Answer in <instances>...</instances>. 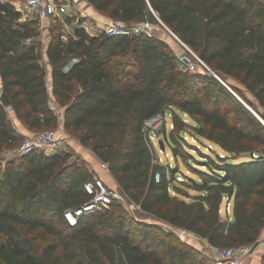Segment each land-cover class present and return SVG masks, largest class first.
<instances>
[{"label": "trees", "instance_id": "trees-1", "mask_svg": "<svg viewBox=\"0 0 264 264\" xmlns=\"http://www.w3.org/2000/svg\"><path fill=\"white\" fill-rule=\"evenodd\" d=\"M88 1L127 24L158 23L155 12L213 71L239 81L264 108L262 0ZM22 17L11 0H0V89L10 100L9 106L0 102V152L25 138L9 108L31 132L58 126L53 96L64 107L66 131L108 165L142 211L218 248L258 243L264 230V124L232 93L251 105L239 88L209 73L182 71L170 44L155 36H92L79 28L68 41L58 34L48 44L50 90L36 41L39 24ZM167 109L176 157L189 156L184 138L176 135L184 125L178 112L225 152L223 159L208 158V170L192 168L200 179H190L194 196L168 177L144 130L147 120ZM95 178L71 152L34 151L0 164V264H215L174 233L137 220L117 201L70 225L65 212L90 200L84 186ZM230 201L231 214L223 216ZM33 231L49 241L39 244Z\"/></svg>", "mask_w": 264, "mask_h": 264}, {"label": "built area", "instance_id": "built-area-1", "mask_svg": "<svg viewBox=\"0 0 264 264\" xmlns=\"http://www.w3.org/2000/svg\"><path fill=\"white\" fill-rule=\"evenodd\" d=\"M84 1L85 0H25L24 6L19 5L15 7L22 13V15L25 14V12L28 13L27 16L38 15L43 24L47 20H55V18L59 19L65 16L77 15L78 12L80 15L84 16V11H79V7ZM153 14L158 23H154L150 19H144L141 22L134 24H127L121 20H111L105 24L104 33L111 36H134L140 34L157 36L159 26L162 25L167 27V25L161 21L155 12H153ZM172 34L177 40V43L183 49L179 50L170 45L178 66L182 71L193 74L209 73L216 75V72L212 70L209 64H207L195 50L186 45L175 33L172 32ZM51 108L58 115V126L55 129H49L35 132L32 135H27L20 145H18V147L14 150L15 157L29 154L34 151L43 152L47 155L68 151L70 147V139L64 127V122H62L64 109L61 110L56 104H51ZM8 113L13 119L15 118L14 111L11 108L8 109ZM164 113H160L145 122L144 130L151 140H153V134L160 129ZM100 169L105 172H110L108 165L103 162L100 163ZM155 179L156 181H159L160 175L156 174ZM84 188L90 195V200L74 210L70 209L65 212V217L72 226L77 225L86 215L109 208L114 201H117L124 206H126L125 204L134 203L122 192L120 188L114 189L107 186L100 177L95 178V181L87 182ZM135 205L140 208L139 205ZM164 223L165 225L163 229L174 233L178 238L187 243H189L188 239H196L198 242H205L210 250V253H212V255H205L219 260V264H246L248 258H250L260 246L259 240L258 245L251 244L231 248H218L209 244L206 239L200 238L187 229L176 227L167 222Z\"/></svg>", "mask_w": 264, "mask_h": 264}, {"label": "rangeland", "instance_id": "rangeland-1", "mask_svg": "<svg viewBox=\"0 0 264 264\" xmlns=\"http://www.w3.org/2000/svg\"><path fill=\"white\" fill-rule=\"evenodd\" d=\"M11 1H21V5L24 6L25 0H11ZM86 0L85 2H87ZM264 3V0H262ZM75 14V13H73ZM26 16L22 17V22H26L29 20H36L39 24V32L40 36L36 39L39 50L41 51L43 58H42V65L47 71V80L50 78V70L51 66L49 64L48 58H47V45L49 41L56 35L60 34V37L62 38L63 34L66 35L67 38H65V41H68L71 38V35L73 33V28L79 25L77 21H86V18L84 16L80 15L79 12L77 13L76 17L74 18L75 22H71L69 24L70 26L66 27L61 19L55 20H47L45 23L42 24L41 20L39 19L38 15H30L27 16L28 13L25 12ZM25 17V18H24ZM62 19L66 20L70 19V16L63 17ZM69 22V20H68ZM94 30H98L101 33L104 32V26L99 27L97 25V22L94 21V23L91 25ZM157 37L159 40H162L164 42H167L168 44L172 45L174 48L183 50L182 47L177 43V40L173 36L171 29L167 26L164 27L162 25L159 26L157 31ZM214 75V74H212ZM218 77L225 85H232L241 90V94L244 97V99L248 100L250 104H248L245 100L241 98L257 115L258 117L264 122V108L259 105V103L256 101V99L246 90V88L236 79L232 77H221L219 74L216 73L214 75ZM49 83V82H48ZM231 89V88H230ZM1 93V89H0ZM60 109H64L63 106L60 104L58 105ZM178 112V111H177ZM180 119L184 123L182 130L177 131L176 135H179L184 138V148L188 152L189 156L186 158L176 157L173 152V146H177V143L172 141V138L170 136L171 131L174 129V120L172 111L170 109H167L164 113V118L162 120V123L160 125V129L153 134V144L154 148L156 150L158 162L162 165H164L168 169V177L171 179L172 175L175 176L174 178V184L178 186L182 192H187L188 194L194 196L197 195L198 192L195 190L193 183L190 179H194L196 181H199V176L194 173L193 167L200 168L202 170H208V168L204 165L205 162H209V157L216 159V154L225 155V152L218 147L217 145L213 144L212 142L200 137L195 129L194 126L197 124L195 120L190 118L184 113L178 112ZM35 132H29L27 135H32ZM67 134L70 139V147L68 151L65 152H71L74 154V158H78V154L74 150L73 146L77 144L79 141L76 135H74L71 131H67ZM25 135V137L27 136ZM18 147V146H17ZM12 148L10 150H4L0 152V164L4 166L6 164V161L12 159L15 157L14 150L17 148ZM62 152V153H65ZM81 163V159H80ZM96 166L97 170H100V164H97ZM174 170L172 172L170 169ZM96 178H98L97 173L94 171ZM173 173V174H172ZM104 181V180H103ZM111 180L107 179V182L105 184L112 188L113 185L110 182ZM111 183V184H110ZM109 184V185H108ZM111 185V186H110ZM117 189V188H114ZM170 192L175 195L176 192L174 189H170ZM179 196L182 198H185L184 193H179ZM187 201H192L191 198H186ZM126 208L130 211V213L133 215L134 218L141 222L146 223H152L161 226L164 228L165 223L154 218L153 216L149 215L148 213L142 211L140 208H138L134 203L125 204ZM232 201L230 202H224L222 207V214L223 216L231 214L232 211ZM30 236L34 237V239L41 245L46 244L49 241V237L43 234L40 231H33L30 233ZM4 236L0 234V243L3 242ZM189 244L194 245L196 244L197 247L203 254L212 255L210 253V250L208 249V246L205 244V242H198L196 239H188ZM206 255V256H207ZM216 257V256H215ZM211 258V261H213L215 264H219V260L214 259V257H208ZM261 263L264 264V256L261 260Z\"/></svg>", "mask_w": 264, "mask_h": 264}, {"label": "crops", "instance_id": "crops-1", "mask_svg": "<svg viewBox=\"0 0 264 264\" xmlns=\"http://www.w3.org/2000/svg\"><path fill=\"white\" fill-rule=\"evenodd\" d=\"M85 1L82 2L81 6L79 7V11H84V13H85L84 18H86V21L85 20H83L82 22L77 21L79 23V25H77L76 27L73 28V33H72L71 37L75 36L76 30L79 28L86 29V31L92 36H99L101 34V32L98 30H94L93 27L91 26L94 23V21L97 22V25L99 27H102L103 24H106L107 22L112 20L109 17H107L105 14H103L102 12L98 11L89 1H87V2H85ZM12 3L15 6H19V5H21L22 2L21 1H12ZM75 17H76V15H72V16H70V19H67V21L62 19L63 17L59 18V19H61L63 24L66 27H68V26H70L69 24H71V22H75L74 21ZM56 19H58V18H56ZM68 20H69V22H68ZM46 23H45V25L48 24V23L47 24ZM65 38H67V37L65 34H63L62 40L65 41ZM47 47H48V45H47ZM48 82H49V88H50V90H52L51 70H50V78H49ZM51 104L59 105V103L56 101V99L53 96L51 98ZM62 122H64V117L62 118ZM14 123H15L16 128L23 135L29 134L30 131L24 126V124L22 122H20L16 118H14ZM73 148L76 151V153L78 154V157L83 162H85L93 171H95L97 173L98 177L102 178L105 182H107V179L111 180L110 182L112 184L111 183L110 184L113 185L112 188H117V189L120 188L117 181L115 180V178L113 177V175L110 172H105V171H102L101 169L97 170L96 166H98L97 164H100L101 161L89 148L82 146L79 141L77 142V144H75L73 146ZM193 246L197 247L196 244H194ZM263 256H264V230H263V233H262V236L260 239L259 248L250 258H248V260L246 261V264H262L261 260H262Z\"/></svg>", "mask_w": 264, "mask_h": 264}, {"label": "water", "instance_id": "water-1", "mask_svg": "<svg viewBox=\"0 0 264 264\" xmlns=\"http://www.w3.org/2000/svg\"><path fill=\"white\" fill-rule=\"evenodd\" d=\"M231 90V89H230ZM232 91V90H231ZM232 93L238 98V100H240L258 119H260L258 117V115L235 93L232 91ZM0 102L4 105V106H9L10 105V100L8 98V96L4 93L1 92V96H0ZM260 121L264 124V122L260 119ZM253 157H256L254 154H252ZM218 157L223 159L224 156L219 155ZM255 245H258V243H256Z\"/></svg>", "mask_w": 264, "mask_h": 264}]
</instances>
